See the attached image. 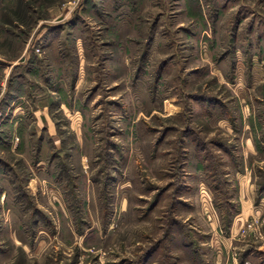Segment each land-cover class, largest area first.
Here are the masks:
<instances>
[{"label": "rangeland", "instance_id": "obj_1", "mask_svg": "<svg viewBox=\"0 0 264 264\" xmlns=\"http://www.w3.org/2000/svg\"><path fill=\"white\" fill-rule=\"evenodd\" d=\"M0 264H264V0H0Z\"/></svg>", "mask_w": 264, "mask_h": 264}]
</instances>
